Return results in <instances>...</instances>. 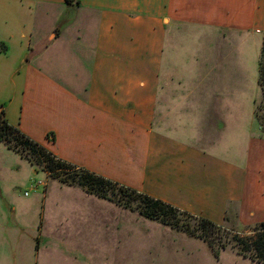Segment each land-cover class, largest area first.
<instances>
[{"label": "crops", "instance_id": "1", "mask_svg": "<svg viewBox=\"0 0 264 264\" xmlns=\"http://www.w3.org/2000/svg\"><path fill=\"white\" fill-rule=\"evenodd\" d=\"M79 1L0 0L9 124L59 159L193 216L223 226L235 207L241 224L264 222L251 94L264 0ZM41 195L29 216L35 264L57 243L104 239L107 219L123 213L51 178Z\"/></svg>", "mask_w": 264, "mask_h": 264}, {"label": "rangeland", "instance_id": "2", "mask_svg": "<svg viewBox=\"0 0 264 264\" xmlns=\"http://www.w3.org/2000/svg\"><path fill=\"white\" fill-rule=\"evenodd\" d=\"M78 14L75 12V16ZM40 27L45 31L47 21H42ZM258 82V79L253 82L251 91L257 104L261 99ZM259 129L264 138V127L259 124ZM49 178L43 166L33 165L27 155L0 143V264L36 263L35 233L31 230L29 216L35 215L32 204L40 201ZM40 182L44 187L32 190L35 183ZM25 208H30L26 216L23 215ZM121 208L123 213L119 217L105 222L104 239L76 237L66 243H57L61 251L41 253L38 264H73L64 258L70 254L84 257L86 260L83 259L82 264H257L240 256L231 245L217 259L202 239L148 220L137 211ZM233 209L222 228L241 236H252L253 228L259 223L241 224L236 208Z\"/></svg>", "mask_w": 264, "mask_h": 264}, {"label": "trees", "instance_id": "3", "mask_svg": "<svg viewBox=\"0 0 264 264\" xmlns=\"http://www.w3.org/2000/svg\"><path fill=\"white\" fill-rule=\"evenodd\" d=\"M65 4L67 8H77L80 6V1L65 0ZM0 51H6V47L1 46ZM259 87L261 99L257 104L255 116L259 124L264 127V41L260 56ZM0 143L27 155L33 165L43 166L51 179L63 185L83 188L91 195L111 201L125 209L137 211L140 216L148 220L160 222L191 237L202 239L209 245L217 259L231 245L240 256L254 263L264 264V222L253 228L252 236H241L224 230L222 225L208 219L193 216L171 204L114 183L86 169L78 168L59 159L18 128L10 125L3 110L0 111Z\"/></svg>", "mask_w": 264, "mask_h": 264}, {"label": "built area", "instance_id": "4", "mask_svg": "<svg viewBox=\"0 0 264 264\" xmlns=\"http://www.w3.org/2000/svg\"><path fill=\"white\" fill-rule=\"evenodd\" d=\"M44 187V185L40 182V183H35V185L33 186L32 190H37L38 188ZM31 190V191H32ZM28 192L25 194V196H28Z\"/></svg>", "mask_w": 264, "mask_h": 264}]
</instances>
